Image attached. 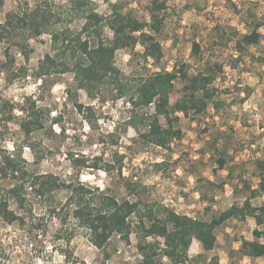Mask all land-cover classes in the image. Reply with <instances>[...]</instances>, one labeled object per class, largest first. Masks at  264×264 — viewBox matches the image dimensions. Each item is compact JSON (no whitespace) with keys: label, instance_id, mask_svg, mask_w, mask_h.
Instances as JSON below:
<instances>
[{"label":"rangeland","instance_id":"1","mask_svg":"<svg viewBox=\"0 0 264 264\" xmlns=\"http://www.w3.org/2000/svg\"><path fill=\"white\" fill-rule=\"evenodd\" d=\"M90 1L102 14L116 3L139 20H150L152 0ZM164 1L160 31L149 30L162 46L160 60L144 59L143 46L137 43L132 50L115 51L116 67L123 75L136 78L157 70L170 71L177 64H183L189 76L203 70L206 63L220 64L212 82L218 107L210 102L201 113L176 112L181 137L171 139L168 147L147 143L137 130L143 132V126L126 123L131 115L128 96H117L111 85L102 84L91 97L76 86L71 71L53 73L45 81L35 76L39 60L56 51L51 32L65 27L77 31L83 23V19H69L71 0H0V24L7 12L35 6L54 15L39 35L25 28L11 37L7 32L0 34V99L13 106L11 120L5 125L0 121L5 138L1 145L8 151L19 148L29 172L52 173L66 183L97 186L118 199L130 197L123 182L131 179L145 186L159 206L210 220L232 203L241 204L248 192L237 191L239 182L247 180L254 188L259 180L255 163L264 160V0ZM257 23L259 42L237 49L236 41ZM104 35L111 36L107 28ZM193 40L200 46L197 54L191 51ZM185 83L180 76L174 78L171 104L181 96ZM28 96L42 109L45 120L41 129L24 136L18 120L25 114L20 108L27 106L24 98ZM142 112L153 113V104L139 108ZM6 114H0V119ZM160 121L165 122L163 117ZM220 152L227 160L221 169L217 167ZM95 158L101 165L120 164L121 173L115 168L92 167ZM25 186L27 213L23 222L7 223L0 218V264H138L141 260L137 243L143 233L138 215L129 217L128 238L114 232L106 245L98 248L87 230L76 223L71 209L63 206L69 195L67 187L56 188L53 198L47 199L27 183ZM250 203L264 204V193L251 198ZM10 206L15 207L12 200ZM254 228L261 230L264 224L257 225L252 218H230L215 228L213 249L204 250L193 238L187 261L178 264H264V256L251 258L232 249L244 236L264 242V235L257 238L252 234ZM154 238L164 246L161 236L146 240ZM161 260L170 264L164 255Z\"/></svg>","mask_w":264,"mask_h":264},{"label":"trees","instance_id":"2","mask_svg":"<svg viewBox=\"0 0 264 264\" xmlns=\"http://www.w3.org/2000/svg\"><path fill=\"white\" fill-rule=\"evenodd\" d=\"M71 2L72 9L67 13L69 19H83V23L77 31L65 27L51 32V41L56 51L45 54L39 60L36 77L45 81V77L53 73L71 71L76 86L83 88L91 97L95 94L94 90L102 84L111 85L117 96H128L131 115L126 123L135 127L139 123L144 127L143 132L137 128L143 140L161 147H168L171 139L181 137V129L176 126L179 120L176 112L201 113L210 102L218 107L219 102L214 100L216 88L212 82L216 71L221 70L220 64L206 63L203 70L190 76L184 70L183 64H177L170 71L157 70L136 78L123 75L116 67L115 51L123 48L132 50L137 43L143 46L141 55L144 59L152 58L154 62L160 60L163 55L162 46L149 30L160 31L164 20L161 10L166 7L164 0L151 1L148 6L149 21L139 20L130 12L123 11L122 6L116 3L110 5L108 13L102 14L90 0ZM53 16L38 6L22 12L9 11L4 22L0 24V34L7 32L11 37L19 29L25 28L31 34L39 35L51 23ZM56 19L60 20L58 16ZM258 27L259 23L242 34L236 41L237 49L242 50L243 46L259 42ZM104 28L110 31V37L104 35ZM191 51L193 54L200 51L196 40L192 41ZM177 76L184 78L186 83L181 96L171 104L170 93L173 80ZM24 99L27 106L20 108L25 114L20 115L18 126L24 136H29L34 130L43 127L45 116L42 109L35 106L34 100L29 96ZM150 104H153V113H139V108ZM77 106L81 109V104L78 103ZM12 109V104L0 99V114L8 113L0 119L3 125L11 120ZM160 117L164 118V123H161ZM110 136L111 141L115 142L113 134ZM4 140V132L0 130V218L7 223L19 224L24 220V214L27 213L24 211L26 183L38 196L47 199L53 198L52 191L64 186L69 189V195L63 206L71 209L76 223L87 230L91 243L98 248H103L114 232L128 238L131 230L129 217L132 214L138 215L139 229L143 233V239L137 243L142 254L138 264H164L161 260L163 255L169 258L170 264L185 262L193 238L201 243L204 250H211L216 243L215 228L230 218L245 220L249 216L257 225L264 224V204L255 206L250 203L251 198L264 193V160H257L255 163L259 170V180L254 188L247 180L239 182L237 191L248 192L241 204L232 203L210 220H204L159 206L147 193L145 186L131 179L124 178L123 182L130 197L118 199L105 190H99L97 186L91 187L72 181L66 183L52 173L29 172L25 166L27 160L22 157L20 149L8 151L1 145ZM224 155V152H220L217 158V167L220 169L224 168L227 161ZM122 158V155L117 158L119 163ZM74 160L85 164L84 160ZM97 161V158L92 160L91 166L106 170L115 168L118 174L121 173L120 164L114 167L107 163L98 164ZM10 200L14 202V208H11ZM252 234L258 238L264 235V228H254ZM156 236L163 237V247L156 238L152 241L146 240L147 237ZM237 251L242 256L251 258L264 256V242L241 238ZM108 256V253L104 254L105 258Z\"/></svg>","mask_w":264,"mask_h":264},{"label":"crops","instance_id":"3","mask_svg":"<svg viewBox=\"0 0 264 264\" xmlns=\"http://www.w3.org/2000/svg\"><path fill=\"white\" fill-rule=\"evenodd\" d=\"M249 218H252V217H249V216H247L246 217V219H249ZM253 219V218H252ZM243 238H246V239H249V240H253V238L252 237H243ZM240 243H241V238H240V242H238V244L236 245V246H232V249L234 248V249H238L239 248V246H240Z\"/></svg>","mask_w":264,"mask_h":264},{"label":"clouds","instance_id":"4","mask_svg":"<svg viewBox=\"0 0 264 264\" xmlns=\"http://www.w3.org/2000/svg\"><path fill=\"white\" fill-rule=\"evenodd\" d=\"M57 131H58V129H57ZM85 179H88V177H85Z\"/></svg>","mask_w":264,"mask_h":264}]
</instances>
